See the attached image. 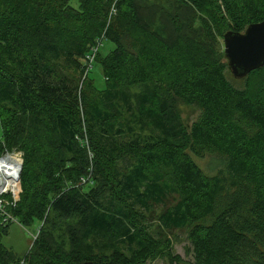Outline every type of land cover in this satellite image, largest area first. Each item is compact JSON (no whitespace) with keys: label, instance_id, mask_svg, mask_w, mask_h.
Segmentation results:
<instances>
[{"label":"trees","instance_id":"obj_1","mask_svg":"<svg viewBox=\"0 0 264 264\" xmlns=\"http://www.w3.org/2000/svg\"><path fill=\"white\" fill-rule=\"evenodd\" d=\"M262 20L264 0H0V156L23 153L12 212L41 226L22 257L0 217V264H264V66L239 88L224 51Z\"/></svg>","mask_w":264,"mask_h":264},{"label":"rangeland","instance_id":"obj_2","mask_svg":"<svg viewBox=\"0 0 264 264\" xmlns=\"http://www.w3.org/2000/svg\"><path fill=\"white\" fill-rule=\"evenodd\" d=\"M69 2L75 7L78 6V0H69ZM115 10L116 9H114L113 13H115ZM106 44L107 42H105V45ZM95 76H96L97 85L100 88H104L105 80L102 76L101 71L98 70ZM227 76L229 80L235 86L239 88L244 86V80L234 77L231 71L227 72ZM180 111H181V117L187 125H191L195 120H197L201 113L197 106L188 105L184 103L180 104ZM1 139H2V128H1V123H0V140ZM13 151L17 153L21 152L18 150H12L10 152H13ZM194 158L198 162V164L206 170V172L213 173L216 171L217 169L216 166H218L217 162L219 161V157H217L216 155L208 154L204 158H199L196 156H194ZM23 163H24V159H23ZM21 185L22 184L20 183V187ZM40 227L41 226H39L38 223H35L34 225L30 227H24L19 222H12L9 226L8 234L5 235L3 238V243L7 247L12 248L18 256L23 257L28 254L35 236L37 237V232L39 231ZM152 231L155 232L156 230L153 228ZM170 235L174 239L173 253L175 255H180L186 261L193 260V256L190 254V250H189V248L191 247V242L189 241L188 230L187 229H174L173 232H170ZM147 264H169V263L162 259H159L156 261H149Z\"/></svg>","mask_w":264,"mask_h":264},{"label":"water","instance_id":"obj_3","mask_svg":"<svg viewBox=\"0 0 264 264\" xmlns=\"http://www.w3.org/2000/svg\"><path fill=\"white\" fill-rule=\"evenodd\" d=\"M224 51L234 77L242 79L264 66V20L251 23L243 32L224 34ZM23 167V166H22Z\"/></svg>","mask_w":264,"mask_h":264},{"label":"built area","instance_id":"obj_4","mask_svg":"<svg viewBox=\"0 0 264 264\" xmlns=\"http://www.w3.org/2000/svg\"><path fill=\"white\" fill-rule=\"evenodd\" d=\"M101 44L102 43H99V45ZM97 50L98 47L94 48L92 56H89L88 67H91ZM6 156H11L15 161L6 162ZM22 156V152H10L8 150L0 156V217L2 218L3 224L18 222V219L12 212V208L16 205L21 193L20 180L23 165ZM21 264L27 263L23 260Z\"/></svg>","mask_w":264,"mask_h":264},{"label":"bare ground","instance_id":"obj_5","mask_svg":"<svg viewBox=\"0 0 264 264\" xmlns=\"http://www.w3.org/2000/svg\"><path fill=\"white\" fill-rule=\"evenodd\" d=\"M5 161L6 162H8V161H15L11 156H6V158H5ZM14 176H15V174H14Z\"/></svg>","mask_w":264,"mask_h":264}]
</instances>
